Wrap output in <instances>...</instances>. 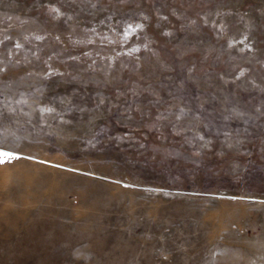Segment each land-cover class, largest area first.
Wrapping results in <instances>:
<instances>
[{"label": "rangeland", "instance_id": "rangeland-1", "mask_svg": "<svg viewBox=\"0 0 264 264\" xmlns=\"http://www.w3.org/2000/svg\"><path fill=\"white\" fill-rule=\"evenodd\" d=\"M0 150V264H264V0H0Z\"/></svg>", "mask_w": 264, "mask_h": 264}, {"label": "snow or ice", "instance_id": "snow-or-ice-1", "mask_svg": "<svg viewBox=\"0 0 264 264\" xmlns=\"http://www.w3.org/2000/svg\"><path fill=\"white\" fill-rule=\"evenodd\" d=\"M131 28H132V26L130 25V26H129V29H131ZM16 47H20V45L17 44ZM42 111H49V112H51V111H53V109H42ZM13 158H19V157H14L13 154H11V153H6V152H4L3 150H0V164H2V163H7V162H9L11 159H13Z\"/></svg>", "mask_w": 264, "mask_h": 264}]
</instances>
